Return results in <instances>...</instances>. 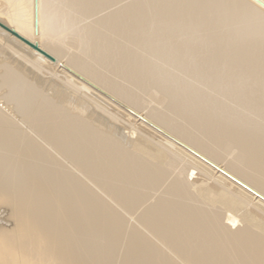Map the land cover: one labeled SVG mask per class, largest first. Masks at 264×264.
Listing matches in <instances>:
<instances>
[{
	"label": "bare ground",
	"instance_id": "obj_1",
	"mask_svg": "<svg viewBox=\"0 0 264 264\" xmlns=\"http://www.w3.org/2000/svg\"><path fill=\"white\" fill-rule=\"evenodd\" d=\"M0 264H264V0H0Z\"/></svg>",
	"mask_w": 264,
	"mask_h": 264
},
{
	"label": "rangeland",
	"instance_id": "obj_2",
	"mask_svg": "<svg viewBox=\"0 0 264 264\" xmlns=\"http://www.w3.org/2000/svg\"><path fill=\"white\" fill-rule=\"evenodd\" d=\"M48 91H51V89H47ZM147 95H148V92H146L145 94H143L142 96H141V98L145 101V99L147 98ZM123 131H125L126 132V130H123ZM161 131V130H160ZM155 134H157V133H155ZM159 135V134H158ZM155 135L154 137V142H156V140L157 141H161V135ZM159 138V139H158ZM173 152H175V154L176 155H178L179 157H183L184 158V162H183V164H185V165H192V167H193V169L195 170V171H197V173L201 176V178H198V180L197 179H195V181H194V183H196V184H200L201 182H204L205 183V185H207L212 191H223L225 188L227 189V191H229L228 190V188L230 187V185L228 186V187H225L224 189L222 188V189H218L217 187H215L214 185H212L210 182H208L207 181V179L206 178H202V176L203 175H205L204 173L205 172H208V170H206L205 168H203V166H201V164H199V162L196 160V159H193V158H191L190 156H188V155H186V153H184L185 151H183V148L181 149L180 147L179 148H177L176 150H172ZM222 165V164H221ZM207 175V174H206ZM214 177H217V173H216V175L214 176ZM206 179V180H205ZM217 179L218 180H220V181H224V179L225 178H223V177H217ZM193 183V184H194ZM238 193H236V192H233L235 195H237V196H239L240 198L242 197L245 201H247L245 198H244V196H247L246 194H245V192H243V191H241V190H239V189H235ZM240 192V193H239ZM228 194H229V192H228ZM231 195V194H230ZM232 197H234V199L239 203V208L240 209H243L244 210V212H246V214H248V213H251L250 212V209H249V206H248V204L246 203V202H243V201H241L239 198H237V197H235V196H233V195H231ZM249 197V196H248ZM249 215V214H248ZM153 240H157L156 238H153Z\"/></svg>",
	"mask_w": 264,
	"mask_h": 264
}]
</instances>
